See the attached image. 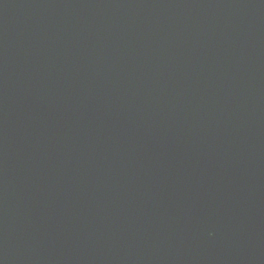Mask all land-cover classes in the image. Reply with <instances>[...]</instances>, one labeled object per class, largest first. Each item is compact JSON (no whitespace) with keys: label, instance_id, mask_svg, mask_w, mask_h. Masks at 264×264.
I'll use <instances>...</instances> for the list:
<instances>
[{"label":"water","instance_id":"95a60500","mask_svg":"<svg viewBox=\"0 0 264 264\" xmlns=\"http://www.w3.org/2000/svg\"><path fill=\"white\" fill-rule=\"evenodd\" d=\"M0 264H264V0H0Z\"/></svg>","mask_w":264,"mask_h":264}]
</instances>
